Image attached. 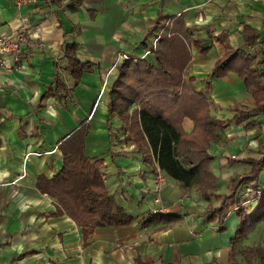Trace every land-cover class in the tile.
Instances as JSON below:
<instances>
[{
  "label": "crops",
  "instance_id": "0c3cea01",
  "mask_svg": "<svg viewBox=\"0 0 264 264\" xmlns=\"http://www.w3.org/2000/svg\"><path fill=\"white\" fill-rule=\"evenodd\" d=\"M19 1L0 0V33L25 24L36 44L24 43L19 69L0 65V264H229L237 224L233 206L223 231L203 220L207 201L198 186L183 188L158 167L150 147L142 152L127 138L120 114L109 112V90L125 61L116 58L119 52L157 65L161 33L190 28L191 38H200L207 51L191 47L183 78H193V89L202 91L210 81L209 113L223 121L235 108L250 107L236 72L211 78L210 71L226 46L243 43L244 24L258 30L264 48V0ZM156 36L154 50L146 52ZM68 44L89 64L76 82L67 67ZM3 59L12 62L10 55ZM258 68L264 74V63ZM57 76L64 88L48 93ZM252 119L249 127L229 122L210 141L217 193H228L230 179L249 170L244 158L264 153V112ZM84 123V153L103 161L105 187L134 217L129 224L96 227L87 240L81 226L56 214L53 197L37 187L39 175L51 178L62 167L60 141ZM192 126L185 115L182 128ZM158 169L164 175L160 183L154 181Z\"/></svg>",
  "mask_w": 264,
  "mask_h": 264
},
{
  "label": "trees",
  "instance_id": "16d2710c",
  "mask_svg": "<svg viewBox=\"0 0 264 264\" xmlns=\"http://www.w3.org/2000/svg\"><path fill=\"white\" fill-rule=\"evenodd\" d=\"M191 34L190 28L181 34L163 31L154 50L157 65L144 59L123 61L110 86L108 109L120 114L127 138H133L139 150L143 152L151 148L160 169L176 178L183 188L192 184L198 186L201 198L207 201L203 220L216 224L223 231L224 217L233 206L237 224L234 235L229 239V264H240L235 256L238 251L244 256L245 264H264V243L241 246L248 232L264 218V180L259 178L264 169V153L258 159L244 158L242 161L249 164V170L232 177L230 191L221 194L216 192L217 176L210 170L213 156L208 152L217 130L222 131L229 122L249 127L255 122L252 117L264 112V74L258 68L260 63H264V48L257 39L258 30L244 24L243 43L235 48L226 46L213 64L211 78L234 71L246 84L251 97L250 107H237L232 116L222 121L209 113L206 93L211 88L210 81H205L208 86L202 91L193 89V78L189 82L183 78L191 47L198 45L207 51L202 48L201 39H193ZM258 51H261V56L256 54ZM65 53L69 60L67 67L76 82L89 64L76 58L75 45L68 44ZM62 86L63 81L57 76L55 89L49 86L47 92L57 93ZM135 104L138 107L129 113L128 108ZM185 115L193 120L190 131L182 128ZM86 130L87 124H81L60 141L62 167L53 177L39 175L37 180L39 190L47 192L55 200L56 214H66L74 219L81 226L85 240L96 227L129 224L134 218L105 187L103 161H93L84 153ZM245 184L250 185L253 194L244 195ZM164 219L170 221L174 217Z\"/></svg>",
  "mask_w": 264,
  "mask_h": 264
},
{
  "label": "built area",
  "instance_id": "2783aa9c",
  "mask_svg": "<svg viewBox=\"0 0 264 264\" xmlns=\"http://www.w3.org/2000/svg\"><path fill=\"white\" fill-rule=\"evenodd\" d=\"M23 1L26 0H20L18 3H23ZM159 36H156L153 40V47L146 50V52H151L154 50L157 38ZM24 43L36 44V36L29 30V28L24 24L19 29L9 32V33H0V65L5 66L6 68H11L12 66H16L17 69H19L20 65L18 64L20 61V55L22 53V46ZM5 55H10L12 58V62L10 64L6 63L3 57ZM118 60H126V59H133L131 55L128 53H122L119 52L116 57ZM18 64V65H17ZM31 152H28L24 159L26 160ZM39 154V153H38ZM158 173L154 177V181L156 183H160L164 175L162 172H160V169L157 171ZM250 185L245 184L243 186V193L244 195H249L250 193H254V190L252 191ZM251 195V194H250Z\"/></svg>",
  "mask_w": 264,
  "mask_h": 264
},
{
  "label": "rangeland",
  "instance_id": "374dc122",
  "mask_svg": "<svg viewBox=\"0 0 264 264\" xmlns=\"http://www.w3.org/2000/svg\"><path fill=\"white\" fill-rule=\"evenodd\" d=\"M261 171L263 172V175L260 178V180L263 181L264 180V169L262 168ZM251 207L254 208L255 204L252 203ZM229 221L230 220H227L228 224L230 223ZM256 227H258V229L255 228L252 231L248 232L246 239H244L245 243L241 245L242 247H245L247 243L251 245H256V244H261V242H264V218L258 223ZM236 256L240 264H245L244 256H242V254L239 251L238 253H236Z\"/></svg>",
  "mask_w": 264,
  "mask_h": 264
}]
</instances>
